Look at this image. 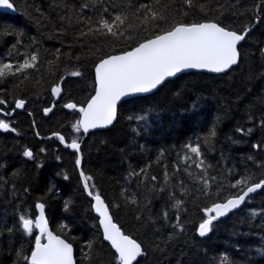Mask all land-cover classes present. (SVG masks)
<instances>
[{"label":"trees","instance_id":"1","mask_svg":"<svg viewBox=\"0 0 264 264\" xmlns=\"http://www.w3.org/2000/svg\"><path fill=\"white\" fill-rule=\"evenodd\" d=\"M10 2L14 14L0 11V59L22 62L25 52H36L39 62L37 68L27 70L26 78L0 80V100L5 101L0 108L12 112L8 117L0 114V119L16 130L0 129V264H26L17 257V250L29 255L37 232L34 228L33 234H25L19 216L26 214L34 220L37 202L45 205L50 228L73 245L75 264H116L115 252L103 241L92 200L82 187L76 153L53 133L63 135L66 142L80 141L81 170L92 177L90 190L101 196L122 232L142 245L144 255L137 258L138 264H220L222 253L231 264H264V189L215 221L206 236L197 233L206 218L201 209L240 191L231 184L246 176L253 183L264 179V127L260 123L264 119V0H193L191 7L184 0H160L169 6V23L160 22L161 31L170 27L172 18L189 24L215 21L237 32L248 27L238 45V63L223 73H180L149 94L123 100L109 127L87 134L72 127L80 113L64 104L83 106L93 94L94 66L99 60L159 32L152 27L141 31V25L128 29L130 40L79 36L84 26L78 17L95 21L107 8L110 18L130 8L134 11L141 3L155 6L156 0ZM82 4L89 7L81 8ZM62 16L70 19L62 20ZM130 21L139 23L131 16ZM75 69L82 75H67ZM56 83L62 88L59 97L51 94ZM17 99L25 101L20 110L15 108ZM49 107L52 111L45 114ZM139 116L147 120H137ZM212 128L216 135L204 144ZM241 128L243 133L237 131ZM198 138L207 176L215 177L209 181V195L203 194L202 184L194 179L202 175L201 169L181 159L183 145L195 144ZM256 144L260 147L254 148ZM25 149L33 152L32 159L23 156ZM146 165L150 166L147 179L129 177ZM152 176L157 179L152 181ZM126 197H134L137 203H129ZM174 199L183 202L179 209L172 207ZM177 216L182 230L174 227Z\"/></svg>","mask_w":264,"mask_h":264},{"label":"snow or ice","instance_id":"2","mask_svg":"<svg viewBox=\"0 0 264 264\" xmlns=\"http://www.w3.org/2000/svg\"><path fill=\"white\" fill-rule=\"evenodd\" d=\"M188 6H193V0H184ZM89 7L88 4H82L81 8ZM159 7V10H157ZM168 5H161L160 0H156L155 6L149 3H141L139 6H134V11L130 8L128 11H121L111 14L110 18L106 15L108 9L104 8L100 12L99 17L94 21L92 17H85L80 15L78 23H81L84 28L79 32V36H101L111 37L114 41L121 39L130 40L132 36L128 35V29H139L141 25L144 27L141 31L147 30L149 27L155 28L159 34L154 35L150 39H145L140 42L138 46L132 48L130 51H124L119 55H110L103 58L95 66V95L88 101L86 107H79L80 119L76 121L72 127L76 131L87 133L90 129L104 128L113 123L117 118V104L124 97L132 96L138 93H148L158 86H161L168 77H173L185 69H208L212 72L223 73L236 65L239 60L238 43L246 38L249 28L245 27L243 32L229 30L221 26L215 21H206L201 23H184L178 22L174 18L171 19L170 27L167 30L161 31L160 22L169 23V15L167 14ZM0 8L14 9L13 2L10 0H0ZM203 9V5H201ZM130 16L139 23L130 21ZM60 19H70V17L62 16ZM18 36L22 33H17ZM20 40H17V44ZM12 48L15 50L16 45ZM264 51V49H262ZM59 52V49H57ZM12 53H9V56ZM22 62L17 61L5 62L0 59V80L10 76H25L27 70L38 67L39 54L33 52L31 54L25 52L23 54ZM68 76L79 77L82 73L79 69L67 72ZM64 76L60 77L63 81ZM62 93L60 83H56L51 87V94L54 97H59ZM5 101L0 100V104ZM25 106L23 99L15 101V108L21 109ZM64 107L70 110H77V104L68 102ZM52 111V108H45L44 113L47 114ZM251 119V117H249ZM137 120L146 121L147 117L139 116ZM261 126L264 127V119L261 120ZM0 129L16 131L10 128V124L0 119ZM238 132L243 133L244 129H237ZM249 133L252 129L247 130ZM60 143L65 144L66 147L74 149L78 155L75 160L77 168L81 167L80 144L77 139H72L67 143L65 137L60 133H53ZM215 129L209 130L204 137L203 143L210 144L213 137H215ZM254 148H259L260 145H253ZM185 154L181 157L184 162L191 161L196 168L201 169L202 175L195 177L203 186V194L209 195L207 191L209 188V181L215 180V177L209 178L205 161L203 160L202 144L199 142L186 143L183 145ZM44 151V149H41ZM163 155V153H161ZM23 156L32 159L34 154L30 149H25ZM59 159V158H58ZM252 159V157H249ZM150 166L146 165L139 171L129 173V177L143 176L147 179V172ZM264 167V165H262ZM80 175L84 182V188L89 196H92L95 203L93 207L100 216V225L103 228L104 240L110 242L111 247L115 250L116 264H134L138 257L144 255L142 245L135 239L125 235L121 229L113 222L112 216L109 215V208L104 200L97 193L93 195L90 190L89 181L92 179L86 176L83 170ZM67 179V177H65ZM156 176H152L151 180L155 181ZM251 176L242 177L231 184L233 189L240 191L236 195L229 196L224 202H215L207 206L201 211L205 217L197 228L199 236H206L213 227V223L220 217L227 215L234 209H238L249 198L251 193L258 189H264V179L257 183H253ZM164 182H169V174L165 171ZM183 190V184L180 185ZM27 191V190H25ZM160 192L164 188L159 189ZM129 203L136 204L134 197H126ZM70 203V202H68ZM65 204V208L68 207ZM182 201L174 199L172 207L179 209L182 206ZM39 210V214L33 220L26 214L19 216L20 228L25 234H33V229H38L40 235L35 237V247L31 254L22 255L23 250H17V257L23 259L26 264H74L72 245L66 243L65 240L59 236L53 235L48 229V221L45 219V205L37 202L35 205ZM168 213L164 216L167 218ZM256 216V212H252ZM180 217L177 216V223L174 227L183 228L180 224ZM9 231H12L9 229ZM47 242H42L43 238ZM89 250L93 248L91 242L87 244ZM87 258V254H86ZM220 264H231L230 258L227 254H221Z\"/></svg>","mask_w":264,"mask_h":264},{"label":"water","instance_id":"3","mask_svg":"<svg viewBox=\"0 0 264 264\" xmlns=\"http://www.w3.org/2000/svg\"><path fill=\"white\" fill-rule=\"evenodd\" d=\"M15 9V8H14ZM0 11H2V12H6V13H11V14H14L16 11L15 10H10V9H4V8H0ZM203 22H206V21H203ZM199 23H201V22H199ZM230 30V29H229ZM152 38V37H151ZM150 39V38H149ZM143 42V41H142ZM241 42H239L238 43V45L240 44ZM136 46H138V45H136ZM135 46V47H136ZM134 48V47H133ZM132 49V48H131ZM131 49H129V50H126V51H130ZM122 53V52H121ZM121 53H116V54H112V55H119V54H121ZM110 56V55H109ZM107 57V56H106ZM106 57H104V58H106ZM103 59V58H102ZM100 61V60H99ZM99 61L97 62V63H99ZM96 63V64H97ZM96 64H95V66H96ZM95 66H94V80L96 79V74H95ZM234 66V65H233ZM188 71H203V72H209V73H216V72H212V71H210V70H208V69H185V70H182L180 73H183V72H188ZM227 71V70H226ZM180 73H177L175 76H177L178 74H180ZM175 76H173V77H175ZM173 77H168L166 80H168V79H171V78H173ZM159 87V86H158ZM154 90H156V89H154ZM154 90H152L151 92H153ZM151 92H148V93H138V94H134V95H132V96H128V97H124V98H122V100L121 101H119L118 102V104H117V109H118V105L120 104V102H122L123 100H125V99H128V98H131V97H135V96H141V95H146V94H149V93H151ZM93 95H95V87H94V92H93V94L89 97V99L85 102V104L83 105V106H77V111H78V108L79 107H86L87 106V103H88V101L91 99V97L93 96ZM67 109V108H66ZM20 110V109H19ZM68 110H70V109H68ZM0 114L1 115H3V116H6V117H8V116H10L11 114H12V112H10L9 114L8 113H6V111H4L3 109H1L0 108ZM80 119V115H79V118H78V120ZM115 121V120H114ZM113 121V122H114ZM110 126V125H109ZM109 126H107V127H109ZM107 127H104V128H107ZM97 129H103V128H96V129H90L88 132H90V131H93V130H97ZM82 133H84V134H87V133H85V132H83V130L81 129L80 130ZM79 142V144H80V141H78ZM67 143H70V142H67ZM63 145H65V144H63ZM69 149H71V148H69ZM72 151H74L75 153H76V158H77V155H78V153L74 150V149H71ZM79 155H80V157H81V153L79 152ZM76 168H77V166H76ZM77 170H78V173H79V176H80V180H81V184H82V187H83V189H84V192H85V194L87 195V197L88 198H90L91 200H92V208H93V210H94V213H95V215L98 217V223H99V227H100V230H101V234H102V239H103V241L104 242H106L107 244H109V246L111 247V244H110V242H108V241H106V240H104V236H103V228H102V226L100 225V216H99V214L95 211V208L93 207V205H94V203H95V201H94V199H93V197L92 196H89L88 195V193H87V191L85 190V188H84V182H83V179H82V177H81V175H80V172H81V167L80 168H77ZM255 193V192H254ZM251 194H253V193H251ZM250 194V195H251ZM94 195V194H93ZM102 199V198H101ZM220 202H224V201H220ZM234 210H236V209H234ZM234 210H232V211H234ZM231 211V212H232ZM36 212H37V214H36V216L39 214V210L38 209H36ZM230 213V212H229ZM109 215H110V213H109ZM35 216V217H36ZM35 219V218H34ZM45 219L47 220V218H46V215H45ZM48 221V220H47ZM114 222V221H113ZM117 226H118V224L116 223V222H114ZM119 227V226H118ZM120 228V227H119ZM48 229H49V231H51L52 233H53V235H56V236H59L61 239H63V240H65V242L66 243H69V244H71L70 242H68L65 238H63L62 236H60V235H58V234H56L51 228H50V225H49V223H48ZM122 231V230H121ZM36 232H37V234L36 235H40V232H39V230L38 229H36ZM125 235H127V234H125ZM129 236V235H128ZM36 237V236H35ZM130 238H132L131 236H129ZM132 239H134V238H132ZM42 242H44V243H46L47 242V239H46V237L45 238H43V240H42ZM72 245V244H71ZM35 247V241H34V244H33V247H32V249ZM112 248V247H111ZM32 249H31V251H32ZM113 249V248H112ZM72 250H73V261H74V264H75V258H74V247H73V245H72ZM31 251H30V253H29V255L31 254ZM113 251L115 252V250L113 249Z\"/></svg>","mask_w":264,"mask_h":264}]
</instances>
